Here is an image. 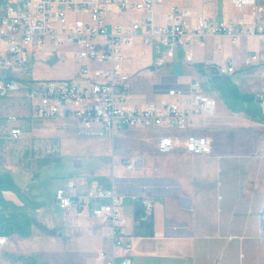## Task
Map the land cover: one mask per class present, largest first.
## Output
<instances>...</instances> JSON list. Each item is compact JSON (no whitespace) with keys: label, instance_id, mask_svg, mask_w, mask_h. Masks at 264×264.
I'll return each instance as SVG.
<instances>
[{"label":"crops","instance_id":"obj_1","mask_svg":"<svg viewBox=\"0 0 264 264\" xmlns=\"http://www.w3.org/2000/svg\"><path fill=\"white\" fill-rule=\"evenodd\" d=\"M254 4L255 0H163L155 8V17L164 24L170 6L181 5L194 17L203 15L237 27L252 20ZM140 15L113 7L108 20L126 27L132 16ZM70 18L89 19L86 13L70 14ZM40 49L53 48L46 44ZM53 50L63 59L72 55L81 61L76 81H83L80 67L85 61L75 47ZM124 53V69L129 73L130 63L149 55L155 63L157 58L154 44L144 45L140 38ZM181 53L186 66L180 75L169 77L168 85L154 84L132 94L129 82L127 103L141 107L152 101L178 100L185 106V96L170 95L169 90L187 91L195 80L209 98L201 112L185 129L165 123L120 131L130 138L132 169L125 167L104 178L68 175L61 182L53 180L51 169H41L29 184L16 183L17 193L9 197L14 204L1 208L4 219L9 218L2 223L10 229L0 232L9 237L0 248V264H104L102 251L118 263L129 259L130 264H264V115L258 97L264 42L255 34L234 43L227 36L208 35L205 44H194L191 61L185 59L183 49H177L158 67L177 62ZM249 53L259 54L252 66L244 63ZM229 63L236 70L221 74L219 67ZM28 64L29 55L27 68L32 76ZM65 120L75 121L80 132L77 120ZM190 138L195 139L191 146ZM71 180L78 181L82 192L90 186L116 189L122 197L123 237L131 243L129 248L116 245L110 225L94 217L95 202L80 208L60 207L55 190ZM139 198L152 203V214L144 218L152 222V233L135 216Z\"/></svg>","mask_w":264,"mask_h":264},{"label":"built area","instance_id":"obj_2","mask_svg":"<svg viewBox=\"0 0 264 264\" xmlns=\"http://www.w3.org/2000/svg\"><path fill=\"white\" fill-rule=\"evenodd\" d=\"M0 1V96L24 92L31 99L34 119H75L82 134L101 136L104 130L119 132L130 127H157L170 123L179 129L188 127L192 117L201 112L209 101L199 81H192L187 91L172 88L169 94L184 95L185 106L178 100L148 102L141 107L127 103L129 79L125 71V49L137 38L144 45L154 44L156 64L163 65L173 58L177 49H183L185 59H193L196 42L205 44L208 35L229 37L232 43L244 35H258L264 42V0H255L251 21L236 27L224 20L194 17L181 5H172L165 13V23L158 24L155 8L163 0H6ZM119 11L136 10L140 17H131L129 25L112 24L108 20L112 8ZM86 13L88 20L70 18V14ZM49 44L53 49L72 45L85 62L80 67L83 81L73 79L35 80L28 75V52ZM259 61V54L249 53L247 66ZM232 63L219 67L221 74L233 73ZM1 72H4L1 75ZM258 97L264 115V69ZM20 117L11 113L7 136L22 137ZM170 141V140H168ZM195 139L190 138L191 146ZM162 145V143H161ZM170 143H167L169 146ZM128 169L132 162L125 163ZM55 198L62 208L83 207L96 203L93 215L111 227L112 238L121 248L131 243L124 240L126 217L122 213V197L114 187L102 189L90 186L80 191L78 181L55 190ZM145 216L152 214V203L143 198ZM9 237L0 235V248ZM100 256L104 264H130L129 259L116 262L106 251Z\"/></svg>","mask_w":264,"mask_h":264},{"label":"rangeland","instance_id":"obj_3","mask_svg":"<svg viewBox=\"0 0 264 264\" xmlns=\"http://www.w3.org/2000/svg\"><path fill=\"white\" fill-rule=\"evenodd\" d=\"M30 51L28 65L33 73L31 78L38 81L63 78L79 80L81 61L76 57L70 55L63 59L53 49ZM185 66L182 53L177 62L170 61L161 68L153 62L151 55L141 62L130 63V72L134 75L129 79V92H140L149 86L153 88L154 84L168 85L169 77L180 75ZM11 113L20 117L19 124L23 129L22 137L16 140L7 136V116ZM31 114V99L26 95L14 92L6 97L0 96L1 233L10 229L2 223L9 218L4 219L5 212L1 208L14 204L9 197L17 193L16 183L29 184L41 169H51L53 180L61 182L68 175L104 178L110 172L118 173L126 169L125 163H130V138L126 132L104 130L101 136L82 135L73 120L54 118L36 121L29 116Z\"/></svg>","mask_w":264,"mask_h":264},{"label":"trees","instance_id":"obj_4","mask_svg":"<svg viewBox=\"0 0 264 264\" xmlns=\"http://www.w3.org/2000/svg\"><path fill=\"white\" fill-rule=\"evenodd\" d=\"M135 207H136V210H135V216L138 218V219H141V225H144L147 227V231L149 233H152L153 232V229H152V222L149 221V220H145L143 219V217L145 216V207L142 203V200L141 198L137 199L136 200V204H135Z\"/></svg>","mask_w":264,"mask_h":264}]
</instances>
